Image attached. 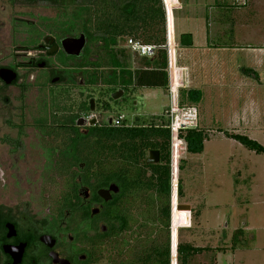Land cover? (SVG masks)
<instances>
[{
	"label": "rangeland",
	"instance_id": "374dc122",
	"mask_svg": "<svg viewBox=\"0 0 264 264\" xmlns=\"http://www.w3.org/2000/svg\"><path fill=\"white\" fill-rule=\"evenodd\" d=\"M223 1L217 0V3ZM212 2L213 0H181L172 8V12L167 2L170 40L175 46L171 57L173 102L176 103L175 67H183L188 71L186 87L199 89L203 93L200 102L192 105L198 110L197 128L208 135L201 153L187 151L184 140L173 138L171 170L172 178L177 179V189L173 197V186L171 195L170 234L173 233V245L187 242L197 247L209 248L194 255L190 264H264V153H256L226 135V132L239 134L241 131V134L264 145V56L259 63L261 68L256 69V73H248L246 70L250 68L245 66L244 54L240 52L229 54L223 50L215 54V51L207 53L191 49L181 53L177 50L180 48L178 41L181 34L199 32V20H204L208 15L209 22L215 21L212 11L206 8ZM225 2L236 3L235 0ZM259 3L257 14L261 16L257 18H262L259 22L264 24V0H259ZM246 4L247 0L244 5L236 6L244 7ZM172 14L176 21L174 32ZM198 32L199 44L202 40ZM126 40L127 38L122 40L125 45ZM213 40L214 37L211 36L210 41ZM229 41L230 36L222 39L217 37V43L229 45ZM126 53L129 58L125 60L123 67L133 71L139 69L142 56L134 54L128 48ZM242 64L245 65L239 68L238 65ZM111 69L109 65H104L98 72L109 75ZM168 87H136L119 99L113 98L112 93L113 102L118 105L116 112L130 117L137 115L141 120L161 117L170 106ZM97 88L103 89L104 85L96 87L95 97L100 96ZM43 99L45 100L36 88L31 89L30 127L28 136L25 137L28 145L21 156L8 153V147L0 144V175L4 176V181L14 195L20 196L27 192L31 205L56 207L67 191V184L63 176L50 177L47 174L45 177V146L48 141L52 143L55 139H47L35 128L45 109ZM45 119L43 117L42 122ZM180 164L183 165L182 169H179ZM2 183L3 179H0V187ZM179 183L182 189L180 196ZM184 205L190 207L191 224L187 226H181L180 214L184 211L177 209ZM144 207L142 205L132 209L133 216L136 215L137 218V223L133 226L135 234L129 231L115 239L117 247L123 248L121 254L107 245L102 252L103 262L118 264L121 260L129 259L134 248H139L145 231H150L149 226H138L142 222L140 212ZM154 208V212H157L156 206ZM158 215L163 218L159 212ZM244 225L246 229L242 231ZM153 228L155 230L152 235L164 243L169 235L165 224L157 222ZM236 230L239 231L237 245L234 246L232 237ZM125 239L128 244H125Z\"/></svg>",
	"mask_w": 264,
	"mask_h": 264
},
{
	"label": "flooded vegetation",
	"instance_id": "af4514ba",
	"mask_svg": "<svg viewBox=\"0 0 264 264\" xmlns=\"http://www.w3.org/2000/svg\"><path fill=\"white\" fill-rule=\"evenodd\" d=\"M93 1L0 0V144L10 154L24 155L30 92L36 88L45 98L39 119L46 118L49 126L35 128L55 139H46L45 177L75 181L63 196H70L72 207H63V197L56 207H38L31 205L27 192L14 195L0 175V264L107 263L102 252L109 245L111 225L101 213L120 188L109 201L99 190L115 182L94 189L91 132L104 121L112 125L118 105L105 96L108 85L89 78L94 55L106 46L100 34L94 39L89 23L98 21L90 13ZM121 42L118 49H130ZM7 72L14 73L10 82L2 77ZM101 84L104 88H97L100 96L95 97ZM74 148L81 160L75 158L77 151L68 156Z\"/></svg>",
	"mask_w": 264,
	"mask_h": 264
},
{
	"label": "trees",
	"instance_id": "16d2710c",
	"mask_svg": "<svg viewBox=\"0 0 264 264\" xmlns=\"http://www.w3.org/2000/svg\"><path fill=\"white\" fill-rule=\"evenodd\" d=\"M90 13L98 18L96 22L94 20L89 22L94 25L92 32L94 39L100 34L101 38L106 39V46L104 52L96 56L94 69L89 78L94 83L99 80L108 85L105 96L113 100L111 94L117 91V88L129 91L136 87L169 86L168 54L163 47L167 43V21L163 0H95L92 2V9L90 7ZM130 37L159 47L155 56L140 57V68L134 71L123 67L129 54L126 53V49H118L120 40ZM178 42L181 47H191L193 36L191 33L181 34ZM104 65L112 67L111 74L101 75L98 72ZM246 71L256 73L252 69ZM202 95L199 89L180 87L178 103L180 106H191L200 102ZM117 114L119 113L116 112L114 115ZM133 119L131 126L122 127H114L104 121L102 127H95L91 132L94 189L107 186L111 181L120 188L119 194L101 213L110 221V248H115L119 255L123 248L117 247L115 239L129 231L135 234L133 226L136 225L137 218L136 215L133 216L132 209L145 205L144 210L140 212L142 222L140 225L138 223V226H149L150 231H145L139 248H134L132 256L119 261L118 264H171V195L174 186L175 197L177 179L173 177L172 183V141L168 126L170 120L165 113L161 117L153 116L147 120H141L137 115ZM38 120L40 124L37 121V125L49 126L46 119L44 122L42 119ZM226 135L256 153H264V145L247 135L228 132ZM178 137L186 142V150L192 153H201L204 142L208 139L206 132L197 127L180 131ZM173 138L178 139L176 133ZM78 150L74 148L67 154L73 157L77 151L74 157L81 160ZM152 150L159 151L160 160L157 164L147 165L145 157ZM182 168L183 165L180 164L179 169ZM73 180L67 181V187L71 188L74 185ZM178 186L180 196L182 194L180 183ZM63 199V207H72L70 196ZM154 206L157 212H154ZM158 212L163 216L162 219ZM157 222H163L168 229L169 235L164 243L152 235ZM238 231L236 230L232 237L234 246L237 245ZM104 235L101 233V237ZM149 240L151 243H148ZM125 244H128L126 239ZM176 247L177 264H190L194 255L209 249L179 242L173 245V256Z\"/></svg>",
	"mask_w": 264,
	"mask_h": 264
},
{
	"label": "crops",
	"instance_id": "0c3cea01",
	"mask_svg": "<svg viewBox=\"0 0 264 264\" xmlns=\"http://www.w3.org/2000/svg\"><path fill=\"white\" fill-rule=\"evenodd\" d=\"M180 1L181 0H179V2ZM225 1L226 0H224L222 3H217V0H213L212 3L206 6L207 10L210 9L212 11L215 21L209 22L210 17L208 15H206L204 20H199V32H197L201 37V43H197V32H195L192 33L193 45L191 47L180 46V48L177 50H180L181 53H186L191 49L204 51L207 53L215 51V54H217V52L221 53L223 50L228 51L229 54H237L240 52L244 54V61L247 65L242 64L238 65V67L241 68L243 65H245L248 68L256 71V69L261 68L259 63L262 61L261 58L264 56V24L263 22H259L262 21V18H257L261 16L257 14V9H260L259 0H247L248 4H246L244 7L236 5H244L245 0H235V4L227 3ZM227 15L229 16L227 17ZM175 22L176 21L173 20L172 14L173 32ZM176 36L177 35H175V37ZM211 36L214 37L212 42L210 41ZM229 36V45L227 43H217V37L222 39ZM182 69L188 72L186 68L182 67ZM241 133L243 132L240 131L239 134ZM244 229H246L245 225L241 230L243 231ZM211 249L213 248H210V250Z\"/></svg>",
	"mask_w": 264,
	"mask_h": 264
},
{
	"label": "built area",
	"instance_id": "2783aa9c",
	"mask_svg": "<svg viewBox=\"0 0 264 264\" xmlns=\"http://www.w3.org/2000/svg\"><path fill=\"white\" fill-rule=\"evenodd\" d=\"M171 6V12H172V7L177 5L179 3V0L177 2H171L170 0H163L164 3V8L166 11V21H167V43L163 46L167 50L168 54V74H169V96H170V106L169 108L165 111V116L168 117L170 120L169 122V128L171 132V141H173V136L176 133V138H178L179 132L183 130H188V129H194L197 127V121H198V110L197 107L194 105L191 106H180L178 103V88H180L177 85V77H176V70H179L180 68L177 69L175 67V83H176V103L174 105L173 103V77H172V69H171V57L172 53L175 51V46L174 44H171L170 40V32H169V17H168V3ZM126 46H128L131 51L138 56L142 57H153L156 55L158 46L152 45V44H147L143 43L140 40H136L133 38H127L126 40ZM182 69V68H181ZM133 124V116H127L124 113H119L117 115H114L112 117V125L114 127H122V126H131ZM173 180V179H172ZM173 183V182H172ZM171 264H177V248H176V253L175 256H173V247H171Z\"/></svg>",
	"mask_w": 264,
	"mask_h": 264
},
{
	"label": "water",
	"instance_id": "95a60500",
	"mask_svg": "<svg viewBox=\"0 0 264 264\" xmlns=\"http://www.w3.org/2000/svg\"><path fill=\"white\" fill-rule=\"evenodd\" d=\"M171 2H177L178 0H170ZM7 75H2L3 78L6 79L7 82H10L12 79H14V73L7 72ZM11 75V76H10ZM176 77H177V85L179 87H186L187 86V72L184 69H179L176 71ZM124 93L123 89H119L116 92L113 93V98L119 99ZM94 104V101H92V106ZM109 122H111V119H109ZM182 143H180V150H182ZM159 151L152 150L148 153V155L145 157V163L147 165L149 164H157L159 162ZM173 179V178H172ZM118 192L119 187L117 184L112 183L110 184V187L107 189H100L99 195L105 200L109 201L111 199V192ZM177 209L183 210L184 212L180 214V223L181 226H187L190 223V207L187 205L179 206ZM98 209H94V213L97 212ZM172 221V218H171ZM172 227V226H171ZM171 247H173V233L171 232Z\"/></svg>",
	"mask_w": 264,
	"mask_h": 264
},
{
	"label": "bare ground",
	"instance_id": "6f19581e",
	"mask_svg": "<svg viewBox=\"0 0 264 264\" xmlns=\"http://www.w3.org/2000/svg\"><path fill=\"white\" fill-rule=\"evenodd\" d=\"M174 103V102H173ZM174 105H175V103H174ZM174 137V136H173Z\"/></svg>",
	"mask_w": 264,
	"mask_h": 264
},
{
	"label": "clouds",
	"instance_id": "9594fccd",
	"mask_svg": "<svg viewBox=\"0 0 264 264\" xmlns=\"http://www.w3.org/2000/svg\"><path fill=\"white\" fill-rule=\"evenodd\" d=\"M177 248V247H176Z\"/></svg>",
	"mask_w": 264,
	"mask_h": 264
}]
</instances>
